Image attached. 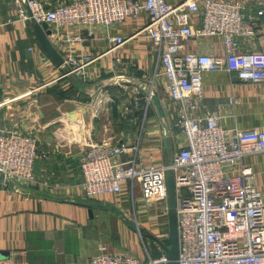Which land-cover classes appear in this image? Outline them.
Here are the masks:
<instances>
[{
	"label": "crops",
	"instance_id": "crops-1",
	"mask_svg": "<svg viewBox=\"0 0 264 264\" xmlns=\"http://www.w3.org/2000/svg\"><path fill=\"white\" fill-rule=\"evenodd\" d=\"M47 1L54 5L59 0ZM244 1L247 19L256 24V35L239 38L240 50L264 52V14L260 15L264 0ZM144 21L140 18L110 29L98 26L93 38L84 35L78 51L103 56L89 68L91 74L99 76L83 82L62 78L61 67L41 47L33 21L21 20L15 3L0 0V128H18L36 136L40 150L33 183H9L0 177V258L29 264H87L105 253L130 254L142 260L164 253L156 241L166 245L164 242L170 240V236L165 237L169 234L167 217L161 222L167 224L165 230L146 238V244L140 238L144 229H135L133 220L152 225L149 212L153 205L141 198L140 188L133 189L127 183L119 195L88 199L83 193L80 167L86 132L98 141L138 145L148 165L166 164L185 142L177 125L179 106L169 101L156 47L141 36L116 49L109 40L111 36L130 37ZM41 27L50 31V27ZM48 39L63 57L61 48ZM188 50L221 54L222 43L215 38L197 39L188 44ZM121 75L138 78L150 87L152 102L143 100L135 107V97L142 100L150 94L136 86L128 85L126 90L114 83ZM106 77L114 85L107 81L110 90L101 103L100 95L94 97L96 92H92L101 110L93 116L79 96L89 84L99 81L97 86ZM203 91L196 116L217 112L223 115L222 125L227 129L264 130V84L242 81L236 72H205ZM82 117L88 118V123L75 127ZM165 125L170 132L167 141ZM247 163L253 167L264 197V153L252 155Z\"/></svg>",
	"mask_w": 264,
	"mask_h": 264
},
{
	"label": "built area",
	"instance_id": "built-area-1",
	"mask_svg": "<svg viewBox=\"0 0 264 264\" xmlns=\"http://www.w3.org/2000/svg\"><path fill=\"white\" fill-rule=\"evenodd\" d=\"M10 1L18 6L21 20L50 27L49 38L63 53L61 77L84 82L99 76L89 68L103 56L78 51L84 35L90 39L98 26L110 29L144 18V25L130 37L118 35L109 40L116 49L141 36L156 47L169 101L179 106L177 125L185 142L170 165H148L138 145L98 141L86 132L80 157L83 193L88 199L119 195L129 183L133 189L140 188L148 204H166V172L172 170L177 188L179 264H264V197L247 163L252 155L264 153V130L227 129L222 125L223 115L217 112L195 115L198 100L204 96L205 72H236L242 81L264 84V52L240 50L239 38L256 35L255 22L246 17V1L59 0L54 5L47 0ZM202 38L220 39L222 53L188 50L191 41ZM120 85L129 90L128 85ZM151 95L142 100L135 97L134 106L143 100L149 104ZM230 102L236 103L234 98ZM100 111L97 107L93 116ZM39 154L36 136L18 128H0V177L5 182L33 183ZM156 243L163 251L162 241ZM0 264L29 263L0 258ZM87 264H168V259L164 253L148 260L105 253Z\"/></svg>",
	"mask_w": 264,
	"mask_h": 264
},
{
	"label": "water",
	"instance_id": "water-1",
	"mask_svg": "<svg viewBox=\"0 0 264 264\" xmlns=\"http://www.w3.org/2000/svg\"><path fill=\"white\" fill-rule=\"evenodd\" d=\"M41 47L46 54L56 63L57 66H62L63 59L59 53L51 45L48 36L51 35V31L44 32L41 25L33 22ZM114 83L125 84L138 87L146 94H150V87L143 83L138 78L123 76L114 79ZM151 95V94H150ZM164 138L167 141L170 136L168 127L165 125ZM167 144V143H166ZM167 147V145H166ZM172 159L167 162L171 164ZM166 187H167V205H168V224H169V236L170 246H166L161 243L163 251L168 259V264H179V232H178V216H177V188L175 182V176L172 170L166 172Z\"/></svg>",
	"mask_w": 264,
	"mask_h": 264
},
{
	"label": "rangeland",
	"instance_id": "rangeland-1",
	"mask_svg": "<svg viewBox=\"0 0 264 264\" xmlns=\"http://www.w3.org/2000/svg\"><path fill=\"white\" fill-rule=\"evenodd\" d=\"M71 78H74L75 80H76V78L75 77H72L71 76ZM108 77H106V78H104V79H102V81L97 85V86H95V84L96 83H98L99 81H97V82H95V83H91V84H89V86L90 87H87V89L85 90V92L83 93V95L81 96H79L80 98H81V102L83 103V104H86V106H88V109H90V114H96V112H97V105H95L96 104V102H94L95 101V99H94V101H93V94H92V92H96V95H94V97H97L98 95H100L99 96V98H103L104 97V95L106 94V92L108 91V90H110V88L108 87L111 83V85H114L113 84V82L112 81H110V79H108ZM78 80V79H77ZM107 81H110V84L107 86V84H108V82ZM84 82V81H83ZM84 84H86V83H83V88H85L84 87ZM92 86H95V87H92ZM90 89V90H89ZM94 90V91H93ZM91 91V92H90ZM109 92V91H108ZM68 96H69V99H70V94L68 93ZM104 99V98H103ZM79 100V99H78ZM151 102H152V100H151ZM156 103V102H155ZM150 104V103H149ZM87 120H88V118H86V117H82L81 118V121L78 123L77 121V123H75V127H80V125H85V124H87L88 122H87ZM80 124V125H79ZM147 205H153L152 206V208H150V212H149V219H150V223L152 224V225H150V224H147L148 226H143V225H139V224H137L134 220H133V222H134V226H135V229H139V230H141V229H144V231L143 230H141V235H140V238H141V241H143L144 243L143 244H146L147 243V241H149V240H147L146 238H149V237H151V236H156V234H158V232L159 231H162V230H165V226L167 225H162L161 224V222H162V219H166V217L168 218V212H166V206H168L167 205V201H166V204L165 203H163V204H147ZM166 212V215H164V214H162L163 212ZM152 216H154V217H152ZM168 223V222H167ZM160 224V225H159ZM159 225V226H158ZM147 227V228H146ZM141 228V229H140ZM149 228V229H148Z\"/></svg>",
	"mask_w": 264,
	"mask_h": 264
},
{
	"label": "trees",
	"instance_id": "trees-1",
	"mask_svg": "<svg viewBox=\"0 0 264 264\" xmlns=\"http://www.w3.org/2000/svg\"><path fill=\"white\" fill-rule=\"evenodd\" d=\"M166 246H170V240L168 239L167 241L164 242Z\"/></svg>",
	"mask_w": 264,
	"mask_h": 264
}]
</instances>
